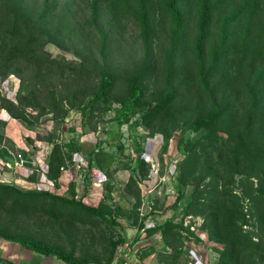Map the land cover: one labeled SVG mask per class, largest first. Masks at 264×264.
<instances>
[{
    "label": "trees",
    "instance_id": "trees-1",
    "mask_svg": "<svg viewBox=\"0 0 264 264\" xmlns=\"http://www.w3.org/2000/svg\"><path fill=\"white\" fill-rule=\"evenodd\" d=\"M27 1L0 0V77L20 79L15 100L0 95V107L11 118L56 124L76 110L80 135L98 132L103 119L167 137L183 125L203 131L194 140H179L184 157L177 166L174 210L182 206L183 188L191 186L179 221L167 217L155 228L147 226V215L139 216L140 183L149 178L151 163L139 144L132 162L117 159L125 150L119 129H104L115 152L107 151L100 137L95 144L78 135L66 141L52 133L26 137L30 145L36 139L52 145L47 180L58 186L81 152L90 157V167L104 173L116 163L129 170L125 186L134 191L137 233L131 244L142 233L158 232L170 249L162 263L193 264L184 250L183 232L190 229L183 217L202 216L201 229L222 246L216 264H264V0H66L61 11H56L59 0H41L37 16ZM129 19L140 28L144 49L133 68L111 62V30L105 26L122 27ZM84 25L99 36L96 42H84ZM64 36L76 40L74 61L48 49L49 44L65 49ZM7 124L0 118V147ZM114 187L107 181L95 206L76 199L74 181L65 195L0 180V237L66 264H113L118 246L130 244L120 235L107 239L104 254L87 246L77 255L41 230L55 225L65 232L74 223L116 228L125 211L110 204ZM154 248L141 258L155 254ZM125 262L118 258L115 264Z\"/></svg>",
    "mask_w": 264,
    "mask_h": 264
},
{
    "label": "rangeland",
    "instance_id": "rangeland-1",
    "mask_svg": "<svg viewBox=\"0 0 264 264\" xmlns=\"http://www.w3.org/2000/svg\"><path fill=\"white\" fill-rule=\"evenodd\" d=\"M40 1L41 0L27 1V8L33 16H37ZM64 4H66V0H59L56 11H61ZM74 10V8H71V11ZM88 12V7L84 2V19L89 17ZM105 26L111 30L110 36L112 42L110 45L111 51L109 52L111 62L122 67L133 68L137 66L143 58L144 49L140 28L136 22L129 19L122 27H113L111 25L109 26V24H105ZM98 38L99 36L95 32L89 31L87 26L84 25V42L90 40L91 42H96ZM70 40V38L64 36V42L66 45L65 49L54 44H49L48 49L57 58L64 56L69 61H74L77 57L75 56L71 45H74L76 40H73L72 42H70ZM19 86L20 79L14 74H9L4 79L0 77V95L14 98ZM28 111L31 112L32 110L28 109ZM11 121H13L12 124L16 127V131H13L12 128H8L7 130L5 129V133L11 135L12 132H15L16 136L19 138L20 135L23 136V142L20 143L22 147H24L23 144H30L27 142L26 137L35 139L38 133L42 135L52 133L56 138L63 141L68 140L71 136L78 135L80 136L81 141H85L89 144H95L98 141V137H100L104 141L103 147L109 152H115L116 146L112 140H107V135L104 129L114 131H118L119 129V132L122 133L121 141L125 143V150L123 153L117 154V159H121L125 162H132L138 154L135 150L136 144H139L145 158L152 160L154 163L150 177L147 179L148 183L145 184L143 181L140 184L142 203L139 208V216L147 215L146 223L155 228L167 217H174L178 221L181 220L182 206L190 198L191 186H187L186 188L182 187L185 191V197L181 203L182 206L179 209L174 210L172 204L178 195L176 185L179 184L177 179V166L184 157L183 149L179 145V140H194L200 137L203 134V131L194 133L191 131L190 126L183 125L174 132L172 137H167L160 133H151L141 125L124 124L118 128L115 122L103 119L99 122L98 132L88 131L87 133L80 135V114L76 110L71 112V115L66 121L56 124L45 119L42 122H36L30 125L22 120ZM17 123L21 124V126ZM22 126H24L28 132L26 130L24 131ZM73 127L77 129L76 132H71V128ZM219 135L226 137V134L224 133H219ZM35 141L32 145H34ZM38 142L40 144L37 143V145H41L43 153H46L49 149L46 148L47 142H42L40 140H38ZM87 147H89V145H87ZM28 148H31L32 150V147ZM5 153L6 150H4V152L0 151V158L3 159ZM90 160V157L86 153L81 152L76 154V165L69 167L72 168V172L70 174H65L64 177L61 178L58 186L50 183L42 174V170L40 172L35 170L34 175L36 178L35 180H30L27 177L26 179L25 177L23 178L22 174L19 172L12 171L11 164L10 166H7L2 162H0V180L7 183H16L20 187L26 189H48L65 195L69 192L70 182L74 181L76 199L82 200L89 205L96 206L103 199L106 182L112 179L115 187L113 191V199L110 201V204L120 205L125 211L124 216L118 219L119 226L112 228L106 226L105 223H74L70 225V229L66 228L65 232L60 231L55 225L48 228L45 227L41 232L49 240L62 242L67 249L74 250L77 255H81L87 246H90L96 252L104 254V249L109 247L106 243L107 239L116 240L120 235L130 243V246L127 243L118 246L113 264L116 263L118 258H123L128 261L130 260L129 262L136 264H161L164 251H170V249L158 232L152 236H147L145 233H142L140 239L131 244L137 233V227L134 225L136 216L132 212L135 203L134 191L125 186L130 175L129 170L120 169L115 163L108 169V173H104L99 168L94 166L90 167ZM26 167L28 166L26 165ZM32 172L33 171H27L29 175ZM24 179L26 181H24ZM95 182L100 183L101 185L94 186ZM235 189L238 193L241 192L239 188ZM245 203L248 202L245 201ZM183 221L188 224H193L196 220H188L186 216H184ZM196 228H198V226H196ZM45 232H47V235L44 234ZM188 245L189 246L185 247V252L188 254V257L193 264H216L218 251H220L222 247L215 241L213 243L207 242L206 244L203 242V245L200 244V246L197 243L195 245ZM203 246H205V249ZM149 247H155L154 249L156 253L153 257H151L150 254L142 259V252ZM192 249L202 256V262H198L194 258H191L190 255ZM125 253H128V258L124 256ZM32 256L33 258L36 257L35 255ZM55 261H57L58 264L64 263L58 259H55ZM144 261H146V263Z\"/></svg>",
    "mask_w": 264,
    "mask_h": 264
},
{
    "label": "crops",
    "instance_id": "crops-1",
    "mask_svg": "<svg viewBox=\"0 0 264 264\" xmlns=\"http://www.w3.org/2000/svg\"><path fill=\"white\" fill-rule=\"evenodd\" d=\"M0 118H3L8 121L6 130L8 128H12L13 131H16V127H14V125L12 124L13 121L11 120L17 121L18 119L11 118L7 112L5 113L2 111L1 107H0ZM19 126H21V124H19ZM22 129L24 131L25 130L27 131V129H25L24 126H22ZM22 139H23V136L20 135V138H19L16 136L15 132H12L11 135H7L5 133V140H4L3 145L0 147V151L4 152V150H6V153L3 159L2 158L0 159L8 160L7 157H13L14 160H18V159H15V157L16 155L21 154L23 158L22 164L17 165L15 161V165L12 166L11 168L12 171L19 172L20 174H22V177L23 178L25 177L26 179V177L28 178L29 176V173H27L28 170L29 171L36 170L38 172L42 170V174L46 178L45 168L48 162L47 159L49 157L52 145L47 142L46 148H49V149L48 151H46V153H43L41 149V145H37V143L40 144L38 140L35 141L34 145L23 144L24 147H22V145H20V143L23 142ZM28 147H32V150L31 148H28ZM26 165L28 167H26ZM71 170L72 168L65 169L62 173V176L60 177V180L62 177H64L65 174H70L72 172ZM25 179L24 181H26ZM32 255H35L37 258L36 257L33 258ZM150 256L153 257L154 254H151ZM55 259L56 258L54 257L39 255L27 248L20 246L17 243L6 241L2 237H0V264H6V262L8 261L12 262L13 264H58L57 261H55ZM129 261L126 260L124 264H136V263H131ZM144 262L146 263V261ZM63 264H66V263H63ZM161 264H164V263L161 262Z\"/></svg>",
    "mask_w": 264,
    "mask_h": 264
},
{
    "label": "built area",
    "instance_id": "built-area-1",
    "mask_svg": "<svg viewBox=\"0 0 264 264\" xmlns=\"http://www.w3.org/2000/svg\"><path fill=\"white\" fill-rule=\"evenodd\" d=\"M13 76V75H12ZM12 99L15 100V97ZM3 112L6 113V110L5 109H2ZM15 159H18V160H15L16 161V164L17 165H21L22 164V161H23V158H22V155L21 154H18L16 155ZM151 161V169H152V166H154V163L152 160ZM0 162H2L3 164L7 165V166H10V162L6 159L4 160H0ZM46 171H47V165H46ZM150 177V176H149ZM148 179V178H147ZM147 179L144 180L145 184L148 183ZM60 181V180H59ZM51 182V181H50ZM53 184V183H52ZM141 184V183H140ZM101 184L100 183H94V186H100ZM186 218L188 220H196L193 224L190 223H186L183 221V224L185 227H188L190 230L188 231H184V235H185V243H184V250H185V247L189 246L188 244H191V245H195L196 243L200 246V244L203 245V242H205V244L208 242V243H213L214 241L211 240L209 238V235L208 233L205 231V230H202L201 229V225L203 223V218L201 216H194V215H186ZM198 226V228H196V226ZM148 227H151L147 224ZM247 228V226H245ZM254 239H257V238H254ZM201 245V246H202ZM204 249H205V246H203ZM129 250V249H128ZM130 251V250H129ZM125 257L128 258V253L124 255ZM191 258H194L196 261L198 262H202V256H200L197 252H195L193 249L191 250ZM192 263V261H191Z\"/></svg>",
    "mask_w": 264,
    "mask_h": 264
},
{
    "label": "water",
    "instance_id": "water-1",
    "mask_svg": "<svg viewBox=\"0 0 264 264\" xmlns=\"http://www.w3.org/2000/svg\"><path fill=\"white\" fill-rule=\"evenodd\" d=\"M8 161L11 163L12 166L15 165V160L13 157H7Z\"/></svg>",
    "mask_w": 264,
    "mask_h": 264
}]
</instances>
